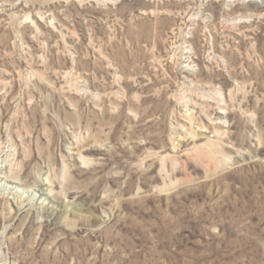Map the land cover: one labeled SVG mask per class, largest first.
I'll list each match as a JSON object with an SVG mask.
<instances>
[{
	"label": "rangeland",
	"instance_id": "obj_1",
	"mask_svg": "<svg viewBox=\"0 0 264 264\" xmlns=\"http://www.w3.org/2000/svg\"><path fill=\"white\" fill-rule=\"evenodd\" d=\"M0 165V264H264V0H0Z\"/></svg>",
	"mask_w": 264,
	"mask_h": 264
},
{
	"label": "bare ground",
	"instance_id": "obj_2",
	"mask_svg": "<svg viewBox=\"0 0 264 264\" xmlns=\"http://www.w3.org/2000/svg\"><path fill=\"white\" fill-rule=\"evenodd\" d=\"M2 170H3V165H0V174L2 173ZM9 187V188H8ZM6 188H8V189H10L9 191L10 192H13L14 193V186L13 185H11V186H7ZM18 209V208H17ZM11 210V209H10ZM14 211H16V210H14ZM13 211V212H14ZM22 211V210H21ZM12 211H10V213H11ZM9 212L8 213H6L5 215H3L2 214V216H0V220H2V221H5V223H6V221H13V219H15V213L14 214H10ZM19 218V217H18ZM17 219V218H16ZM19 220V219H18ZM11 221V222H12ZM14 223V222H13ZM17 224V223H16Z\"/></svg>",
	"mask_w": 264,
	"mask_h": 264
}]
</instances>
